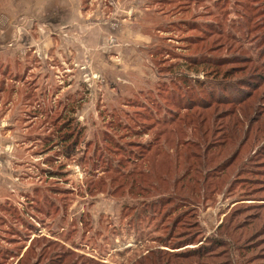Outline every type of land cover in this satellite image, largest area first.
I'll use <instances>...</instances> for the list:
<instances>
[{
	"label": "rangeland",
	"instance_id": "374dc122",
	"mask_svg": "<svg viewBox=\"0 0 264 264\" xmlns=\"http://www.w3.org/2000/svg\"><path fill=\"white\" fill-rule=\"evenodd\" d=\"M67 1L0 0V264H264V0Z\"/></svg>",
	"mask_w": 264,
	"mask_h": 264
},
{
	"label": "crops",
	"instance_id": "0c3cea01",
	"mask_svg": "<svg viewBox=\"0 0 264 264\" xmlns=\"http://www.w3.org/2000/svg\"><path fill=\"white\" fill-rule=\"evenodd\" d=\"M73 3H70V1H67V0H32L29 2L26 0H9L10 15L12 17L13 16L16 17L14 22H16L17 20L18 21L22 20L21 22L22 26L16 28L11 23L8 29L6 30V36H5L4 43L6 44L5 53L7 57H10L11 59H15L16 55H18L17 44L24 43L25 41H27L28 43L32 40L33 44L37 43L36 44L37 46L35 48L39 50L40 49L39 45L43 44L45 39L48 38V37H45L44 27L39 26L41 24H48V25L52 24V29L54 33L57 32V30H61L60 28L67 30L68 33H70L71 29L73 28H78V27L82 28L83 25L80 24V22H83L84 18L83 16L81 17L79 15L80 8L76 6L78 4L75 3V6H74ZM18 10H20L19 12L20 14L25 12L24 18L19 17L18 19V16H16V11ZM70 11H74L76 13L75 19L73 18L72 14L69 13ZM64 17H66V20H64ZM26 21H29L32 23L31 26L29 27H32L30 29L35 28V30L37 31L35 36L37 37H34L32 33L30 37H26V38L23 37L25 33H23L22 30L23 28H25L23 27V25L25 24ZM41 27H42V31L40 32L39 30H41L40 29ZM61 41H62L61 36L57 38V36L53 35L52 40L50 41L48 45L50 46L52 44L53 51L59 52V49H60L59 43H61Z\"/></svg>",
	"mask_w": 264,
	"mask_h": 264
},
{
	"label": "trees",
	"instance_id": "16d2710c",
	"mask_svg": "<svg viewBox=\"0 0 264 264\" xmlns=\"http://www.w3.org/2000/svg\"><path fill=\"white\" fill-rule=\"evenodd\" d=\"M69 120L67 121V122H65V124H67V126H68V129H67V131H65V132H61V134H60V141L62 142V144H65L67 141H70V139H71V137H70V129H69V126L72 124V119H71V117L70 118H68ZM79 135V134H78ZM76 136V135H75ZM206 250V247L205 246H200L199 248H194V249H191V250H189L188 251V255L190 256V255H197V254H199L202 250ZM198 256V255H197ZM156 263V262H155ZM140 264H142V263H140ZM156 264H158V263H156Z\"/></svg>",
	"mask_w": 264,
	"mask_h": 264
}]
</instances>
